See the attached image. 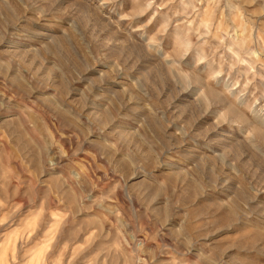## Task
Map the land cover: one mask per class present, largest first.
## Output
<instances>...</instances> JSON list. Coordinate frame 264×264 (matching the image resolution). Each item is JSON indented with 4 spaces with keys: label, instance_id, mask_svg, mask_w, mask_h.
<instances>
[{
    "label": "rangeland",
    "instance_id": "1",
    "mask_svg": "<svg viewBox=\"0 0 264 264\" xmlns=\"http://www.w3.org/2000/svg\"><path fill=\"white\" fill-rule=\"evenodd\" d=\"M0 264H264V0H0Z\"/></svg>",
    "mask_w": 264,
    "mask_h": 264
}]
</instances>
